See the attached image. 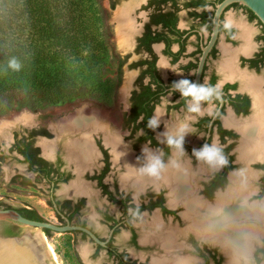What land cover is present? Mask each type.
Masks as SVG:
<instances>
[{
  "label": "flooded vegetation",
  "instance_id": "obj_1",
  "mask_svg": "<svg viewBox=\"0 0 264 264\" xmlns=\"http://www.w3.org/2000/svg\"><path fill=\"white\" fill-rule=\"evenodd\" d=\"M97 1L103 16L101 41L107 50V60L115 61L114 88L121 85L124 72L128 75L124 98L122 89L118 91V120L91 105L80 107L99 111L109 121L108 130L88 132L93 155L82 169L68 158L66 144L80 139L83 133H60L54 128L60 119L69 118L79 108L47 127L14 129L7 153L0 148V163L8 155L23 165L26 175L19 176L21 184L25 189H34L27 195L36 193L40 205L27 203L15 207L0 203V209L14 210L28 220L63 229L35 230L46 242L56 235L63 236L61 255L67 263L227 264L230 256L221 244L187 229L193 221H222L260 229L248 255H237L234 262L264 264V226L247 214H236L231 207L211 211L217 197L231 188V177L242 171L237 170L243 164L237 159L236 148L241 140L251 136L227 125L226 120H239L252 111L251 91L240 79L242 73L238 69L246 66L247 70L256 71L263 65L264 28L259 24L257 38L262 44L258 50L240 53L234 59L227 55L221 61L234 63L231 69H225L221 62H216L220 56L219 43L222 41V48L227 50L234 47L238 30L226 19V13H240L247 22L259 21L237 4L222 12L217 39L199 77L200 86L214 89L222 103L213 95L193 104L197 89L183 84L178 89L177 84L188 81L194 85L202 48L211 38L216 6L223 0ZM115 91L108 90L104 98L113 97ZM171 114L187 116V126L170 127ZM105 137L116 138L119 146L130 154L143 172L141 183L128 176L122 162L115 161L113 148ZM205 144L218 145L226 163L207 165L198 159L193 149ZM147 152L158 158L163 167L147 164ZM258 160L261 157L252 160L256 170L250 171L251 191L244 198L246 205L264 203V161ZM177 166L188 168L191 174L188 193L203 205L195 216L189 217L190 221L183 205L185 193L173 191L172 180L160 176L167 168L174 170ZM29 176L40 185H34ZM154 218L159 225L154 224ZM7 228L13 235L21 234V227L14 223L4 224L3 233ZM166 236L171 241L167 247L166 240L161 238ZM53 252L56 255L54 249Z\"/></svg>",
  "mask_w": 264,
  "mask_h": 264
},
{
  "label": "water",
  "instance_id": "obj_2",
  "mask_svg": "<svg viewBox=\"0 0 264 264\" xmlns=\"http://www.w3.org/2000/svg\"><path fill=\"white\" fill-rule=\"evenodd\" d=\"M232 4L240 5L249 10L264 28V0H223L218 4L212 19L211 38L209 43L202 48V56L197 68L194 85L198 88L200 87L199 77L201 75L204 60L217 39L220 16L222 12ZM226 19L232 21L238 29L235 37L236 45L227 50L226 48H222L223 43L220 41V56L216 62H221L225 69H231L234 61H221V59L223 60L227 55L228 58L234 59L243 52L252 54L258 50L262 43L257 38L260 31V25L256 20L250 22L243 21L240 13L233 15L230 11L226 13ZM238 71L242 73L240 74V79L246 83L251 91L252 111L247 116L238 118L239 120L229 118L226 120V124L233 125L237 130L242 131V134L249 133L251 138L249 137V139H243L239 142L236 148L237 159L243 165H239L237 170L242 171L231 177V188L226 194L217 197L211 211L212 213H215L231 207L233 211L235 209L236 214L239 212H242L239 214H247L250 218L255 219L258 223L264 226V221H261L264 216V203L259 205H246L244 203V198L249 195L251 191L249 179L252 178V174L250 171L253 172L256 170L254 167L255 161L252 160L261 157V160L258 161H264V155H261L264 152V63L259 70L256 71L247 70L246 66L240 67V70L238 69ZM127 79L128 75L125 72L122 98L126 95V87L124 86L127 83ZM239 88H241V84L238 86V89ZM214 95L217 96L216 94ZM217 97L221 102V98L219 96ZM168 121L170 127L180 125L187 126L188 119L187 116H182L181 114H171ZM107 122L109 121L102 116H84L67 124L54 127L56 131L60 133H83L80 139L69 140L66 144L68 148V158L73 160L80 169L85 167L88 162L91 161L93 155V152L90 150L91 146L89 144L88 132H92L96 129H103V131L108 130ZM19 128L33 127L17 126L0 132V148L5 153H7V149L12 141V131ZM105 139H107L106 143L110 144L113 148L115 161L122 162L128 171V176L136 177L137 183H141L143 172H141L140 168L132 161L130 154L125 152L124 149L119 146L116 138L105 137ZM53 141L55 142V140ZM47 148L48 146L45 145L44 149ZM154 159L155 156L153 154L148 152L145 153L147 164L152 165ZM197 165L199 166L200 163ZM21 175H26L23 165L17 163L11 156L7 155L4 161L0 163V203L15 207H21L22 205H27V203H29L35 207H39L40 204H38L36 198L37 194L32 193L27 195L29 191H34V189L24 188L23 184H21L22 179L19 177ZM190 175L188 168L184 166H177L174 170L167 168L163 174L160 175L164 179L169 180L170 178L172 180L171 188L173 191L180 194L185 193V201L183 202V205L186 208L185 216L189 221L191 215L195 216L197 211L203 208V205L188 193L191 184L189 181ZM29 179L34 185H40L38 180L30 178V176ZM252 186H254V184ZM255 186H258V184L255 183ZM262 200H264V198H262ZM153 222L154 224L159 225L156 218H154ZM6 223H14L20 226L21 234L9 236L3 233V226ZM41 228L52 229L55 231L63 230L47 224L28 220L14 210L0 209V264H72V261L71 263H67L62 259L61 252L63 245L61 239L63 236L56 235L52 240H47V243L46 239L39 233L37 234V230H35ZM187 229L201 233L205 237H211L213 240L221 244L225 248L227 255L230 256V260H228L227 264H235L234 258L237 255L247 256L250 244L260 231V229L255 226L222 221L205 223H197L193 221L189 222ZM161 238L166 240V247L171 244V241L168 240L170 237L166 236ZM52 248L55 250L58 259Z\"/></svg>",
  "mask_w": 264,
  "mask_h": 264
},
{
  "label": "trees",
  "instance_id": "obj_3",
  "mask_svg": "<svg viewBox=\"0 0 264 264\" xmlns=\"http://www.w3.org/2000/svg\"><path fill=\"white\" fill-rule=\"evenodd\" d=\"M102 29L97 0H0V115L6 98L42 109L79 94L101 98L110 88ZM5 233L14 236L9 228Z\"/></svg>",
  "mask_w": 264,
  "mask_h": 264
},
{
  "label": "rangeland",
  "instance_id": "obj_4",
  "mask_svg": "<svg viewBox=\"0 0 264 264\" xmlns=\"http://www.w3.org/2000/svg\"><path fill=\"white\" fill-rule=\"evenodd\" d=\"M105 60L107 62L103 66V78L109 81V90H116L113 97L107 99L108 97L104 98L103 95L101 98H94L93 96L86 97L79 94L71 102L45 109L35 107L26 98H6L4 99L7 106L6 112L0 115V132L17 126L47 127L50 123L56 122L62 115L70 113L72 110L80 109L83 105H91L94 108L103 110L108 113L109 117L118 120L119 114L117 113V107L119 106L118 102L120 97L118 91L123 88L125 72L122 76L121 85L114 88L115 61Z\"/></svg>",
  "mask_w": 264,
  "mask_h": 264
},
{
  "label": "clouds",
  "instance_id": "obj_5",
  "mask_svg": "<svg viewBox=\"0 0 264 264\" xmlns=\"http://www.w3.org/2000/svg\"><path fill=\"white\" fill-rule=\"evenodd\" d=\"M10 66L14 69H17V70L20 67V65L15 60H12L10 62ZM180 84H183L186 87H192V88L197 89L198 96L193 97V100H192L193 104L197 103L198 100L210 99L215 94L214 89L205 88L203 86H200L199 88H197L196 85H192L188 81L179 82L177 84L178 89L180 88ZM181 91L183 92L184 90L181 89ZM193 153H194V155L197 156L198 159H200V160H202L205 163H208L210 165H223L226 163V159L223 155L222 149L216 144L202 145V147L200 149H193ZM156 165H159L160 168L163 167L162 162H160L158 158H155L152 162V165H150V166H156Z\"/></svg>",
  "mask_w": 264,
  "mask_h": 264
},
{
  "label": "bare ground",
  "instance_id": "obj_6",
  "mask_svg": "<svg viewBox=\"0 0 264 264\" xmlns=\"http://www.w3.org/2000/svg\"><path fill=\"white\" fill-rule=\"evenodd\" d=\"M84 116H102L103 118H105L107 120V116L104 115L103 113L93 110V109H89L87 107H82L79 110H77L73 115H71L69 118L67 119H63V120H59V122H57L55 124V126L57 125H62V124H67L69 122H72L74 120H77L79 118H82ZM54 126V125H52Z\"/></svg>",
  "mask_w": 264,
  "mask_h": 264
}]
</instances>
